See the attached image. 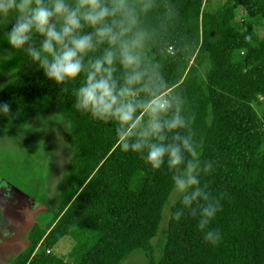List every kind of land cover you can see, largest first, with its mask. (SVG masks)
Returning <instances> with one entry per match:
<instances>
[{"label":"trees","instance_id":"16d2710c","mask_svg":"<svg viewBox=\"0 0 264 264\" xmlns=\"http://www.w3.org/2000/svg\"><path fill=\"white\" fill-rule=\"evenodd\" d=\"M204 5L205 0H154L140 17L147 34L142 68L146 79L166 85L159 95L173 104L178 100L183 115H195L200 159L214 165L201 174V185L213 202L225 194L205 228L218 229L220 241L204 240L189 209H181L179 221L171 218L182 207L179 197L170 207L164 253L154 261L152 239L174 191L167 164L153 169L141 154L122 151L115 121L75 108L72 88L82 74L57 85L33 62L0 90V105L10 104L14 117L0 113V128L13 132L57 107L71 121L65 139L74 154L53 223L35 224L28 246L10 264H120L136 249L151 264H264V116L254 107L264 98V0H224L202 21ZM241 9L246 18L237 20ZM117 76L122 78V70ZM138 95L150 98L146 91ZM64 237L73 241L68 260L46 250L34 254L40 242L51 249Z\"/></svg>","mask_w":264,"mask_h":264},{"label":"clouds","instance_id":"9594fccd","mask_svg":"<svg viewBox=\"0 0 264 264\" xmlns=\"http://www.w3.org/2000/svg\"><path fill=\"white\" fill-rule=\"evenodd\" d=\"M153 7L154 0H0V27L14 18L5 33L8 43L25 52L57 85L82 74L80 85L72 88L75 108L94 119L115 121L122 151L141 154L153 169L166 163L182 204L171 218L179 221L184 215L181 209H189L191 216L199 218L204 240L215 245L220 231L205 228L221 210L225 194L213 202L204 191L207 185H201V174H209L214 165L200 159L192 128L195 115H183L178 100L173 104L159 95L166 85L146 79L142 68L147 34L140 27V17ZM11 58V53L3 57ZM121 70L122 78L117 76ZM140 91L150 98H141ZM10 109V104L0 105V113L13 117ZM60 121H66V130L71 131V121ZM181 129L188 133L182 134Z\"/></svg>","mask_w":264,"mask_h":264},{"label":"rangeland","instance_id":"374dc122","mask_svg":"<svg viewBox=\"0 0 264 264\" xmlns=\"http://www.w3.org/2000/svg\"><path fill=\"white\" fill-rule=\"evenodd\" d=\"M223 2L224 0H205L201 20L206 21L209 14L215 12ZM239 11L236 19L246 18L244 10ZM14 22L13 18L7 26L0 27V90L9 80L22 73L32 63L31 58L25 52L12 48L5 37V33L10 31ZM257 33L262 35V28H259ZM40 39L42 37L37 39V43ZM9 53L12 54V58L3 59ZM259 100L254 104V107L261 116H264V98L260 97ZM145 118L148 119L147 116ZM60 120L68 119L65 113L54 107L40 118L23 124L13 132L0 128V171L4 172L3 176L17 175L20 170L28 175L19 176V180L23 177L29 178L31 182H35L30 183L32 186L34 184L36 187L39 186V190L35 189L36 194L32 197L30 212L24 221L26 227H22L14 236L0 233V235L2 234L0 236V264H7L28 246L29 238L26 239V228L35 223L46 228L54 221L58 210L57 201L61 191L62 177L74 154V148L65 139L69 132L65 128L66 121L61 122ZM179 197L180 195L173 191L163 208L159 230L152 239L154 261H158L164 253L170 207L173 201ZM4 212L5 221H10L9 216L13 209L7 208ZM72 244L73 241L67 237L61 239L51 249L46 248L40 242L35 248L34 254L46 250V252L51 251L68 260ZM151 263V259L140 249L127 254L120 262V264Z\"/></svg>","mask_w":264,"mask_h":264},{"label":"flooded vegetation","instance_id":"af4514ba","mask_svg":"<svg viewBox=\"0 0 264 264\" xmlns=\"http://www.w3.org/2000/svg\"><path fill=\"white\" fill-rule=\"evenodd\" d=\"M17 173L18 174L14 176H11L9 174L3 176L4 172L2 173L0 171V233L5 235L14 236L21 230L22 227L25 226L26 222L24 221L26 220L30 212L33 200L32 197L36 194L35 189L39 190V186L36 187L35 184L34 186L30 184L33 181L31 182L29 178L25 179L23 177L21 180L18 179L19 176H23L24 174L28 175V173H22L20 170ZM37 185L39 184L37 183ZM7 208L13 209V212L9 216L11 220H7L9 223L5 221L6 217L4 210H6ZM35 224H33L31 227L29 226L28 228H26V239H28L29 232ZM19 253L16 256H18ZM15 257L7 264H10L15 259Z\"/></svg>","mask_w":264,"mask_h":264}]
</instances>
